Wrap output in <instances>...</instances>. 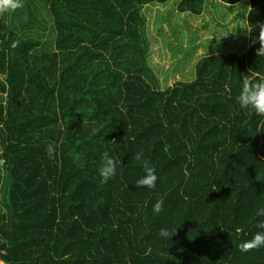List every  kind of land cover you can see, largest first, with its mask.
<instances>
[{"label": "trees", "instance_id": "obj_1", "mask_svg": "<svg viewBox=\"0 0 264 264\" xmlns=\"http://www.w3.org/2000/svg\"><path fill=\"white\" fill-rule=\"evenodd\" d=\"M171 2L24 0L0 16L2 264H264V247H238L264 219V117L236 101L245 76L264 77V56L250 39L241 53L218 45L163 88L147 7ZM214 3L264 21V0L171 7L198 17ZM104 151L117 161L106 182ZM138 151L154 189L136 187Z\"/></svg>", "mask_w": 264, "mask_h": 264}, {"label": "rangeland", "instance_id": "obj_2", "mask_svg": "<svg viewBox=\"0 0 264 264\" xmlns=\"http://www.w3.org/2000/svg\"><path fill=\"white\" fill-rule=\"evenodd\" d=\"M175 1L172 0L167 5L169 8L162 5L147 7L153 49L152 64L159 70L163 88L172 85L176 80L193 78L197 61L209 53L224 52L220 46L238 53L248 48L247 8L232 11L214 3V6H208L204 13L197 17L189 13L179 14L171 7ZM234 14L236 17H233ZM218 45L219 48L216 47ZM0 98L4 96L0 94ZM3 156L0 151L2 170ZM2 207L3 211L8 213L6 206Z\"/></svg>", "mask_w": 264, "mask_h": 264}, {"label": "clouds", "instance_id": "obj_3", "mask_svg": "<svg viewBox=\"0 0 264 264\" xmlns=\"http://www.w3.org/2000/svg\"><path fill=\"white\" fill-rule=\"evenodd\" d=\"M23 7L24 0H0V16H3L5 13L15 12ZM253 28L258 29V36L253 37L251 35ZM246 30V35H248L251 44H259V47L255 50L256 55L258 57L264 56V21H257L254 27H249ZM19 43V40H15L11 46L15 48L19 45ZM236 101L242 110L251 109L256 115L264 117V77L258 80H250L247 76H245L242 81L240 93L236 97ZM261 124H264V120L261 121ZM45 151L49 158H54L56 153L55 143L48 142ZM143 157V151H138L133 156L134 160L142 161L144 169V175L135 182L136 187L154 189L158 179L155 167L150 165V163L143 159ZM116 167L117 161L112 156H110L107 151L102 152L98 172L100 177H102L105 182L115 175ZM163 204L164 200L161 197L153 205V211L156 213L161 212L163 210ZM256 216L264 217V208H258L256 210ZM256 227L260 230L257 231L250 240L243 241L238 245L241 252H248L260 247H264V219H260L256 224ZM175 231L170 233L167 228H161L159 235L161 237L171 239Z\"/></svg>", "mask_w": 264, "mask_h": 264}, {"label": "crops", "instance_id": "obj_4", "mask_svg": "<svg viewBox=\"0 0 264 264\" xmlns=\"http://www.w3.org/2000/svg\"><path fill=\"white\" fill-rule=\"evenodd\" d=\"M233 17H236L235 14L233 15Z\"/></svg>", "mask_w": 264, "mask_h": 264}]
</instances>
